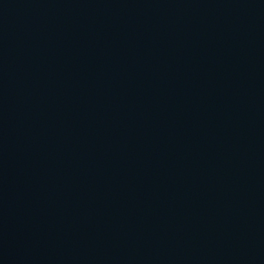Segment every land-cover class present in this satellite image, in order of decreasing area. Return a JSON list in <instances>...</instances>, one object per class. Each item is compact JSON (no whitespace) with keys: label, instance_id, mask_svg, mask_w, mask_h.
I'll return each mask as SVG.
<instances>
[{"label":"water","instance_id":"95a60500","mask_svg":"<svg viewBox=\"0 0 264 264\" xmlns=\"http://www.w3.org/2000/svg\"><path fill=\"white\" fill-rule=\"evenodd\" d=\"M0 264H264V0H0Z\"/></svg>","mask_w":264,"mask_h":264}]
</instances>
